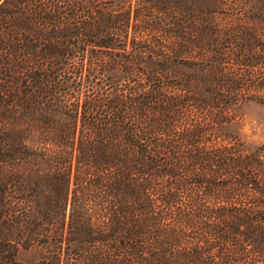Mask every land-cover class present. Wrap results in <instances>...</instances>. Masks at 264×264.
<instances>
[{
    "label": "trees",
    "instance_id": "1",
    "mask_svg": "<svg viewBox=\"0 0 264 264\" xmlns=\"http://www.w3.org/2000/svg\"><path fill=\"white\" fill-rule=\"evenodd\" d=\"M264 0H0V264H264Z\"/></svg>",
    "mask_w": 264,
    "mask_h": 264
},
{
    "label": "rangeland",
    "instance_id": "2",
    "mask_svg": "<svg viewBox=\"0 0 264 264\" xmlns=\"http://www.w3.org/2000/svg\"><path fill=\"white\" fill-rule=\"evenodd\" d=\"M247 127L246 131L250 136V141L255 143L264 142V109L250 105L246 108Z\"/></svg>",
    "mask_w": 264,
    "mask_h": 264
}]
</instances>
